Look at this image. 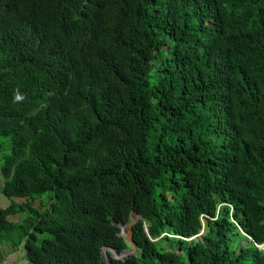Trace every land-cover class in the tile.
Listing matches in <instances>:
<instances>
[{"label":"trees","instance_id":"trees-1","mask_svg":"<svg viewBox=\"0 0 264 264\" xmlns=\"http://www.w3.org/2000/svg\"><path fill=\"white\" fill-rule=\"evenodd\" d=\"M0 137L30 264H264V0H0Z\"/></svg>","mask_w":264,"mask_h":264},{"label":"rangeland","instance_id":"rangeland-1","mask_svg":"<svg viewBox=\"0 0 264 264\" xmlns=\"http://www.w3.org/2000/svg\"><path fill=\"white\" fill-rule=\"evenodd\" d=\"M0 140H3V138L0 137ZM8 151V147L5 145L1 149V153H5ZM2 176L0 173V187L2 184ZM44 198V196H43ZM17 202H22L25 200V198H20V197H13ZM11 201L10 198H7L0 190V208L5 207L9 204ZM32 203L38 207H40V203L36 200H33ZM19 215H10L8 216L9 219L18 221L20 218ZM129 235V232H128ZM0 264H28V261L25 257V250L22 247H19L17 249L12 248L10 245L7 243H1L0 242Z\"/></svg>","mask_w":264,"mask_h":264},{"label":"water","instance_id":"water-1","mask_svg":"<svg viewBox=\"0 0 264 264\" xmlns=\"http://www.w3.org/2000/svg\"><path fill=\"white\" fill-rule=\"evenodd\" d=\"M140 217H141L140 214H136L134 211H131L129 222H127L126 224L116 223V225L120 227L121 235L131 243L132 248L123 249L121 252H118L116 249L110 246H103L101 248V258H102L101 263L102 264H113V259L124 260L129 254L133 253L136 250V244L134 243L132 239V232L129 229V226L130 224L135 222ZM145 229L148 233L147 227ZM128 232H129V235H128Z\"/></svg>","mask_w":264,"mask_h":264},{"label":"clouds","instance_id":"clouds-1","mask_svg":"<svg viewBox=\"0 0 264 264\" xmlns=\"http://www.w3.org/2000/svg\"><path fill=\"white\" fill-rule=\"evenodd\" d=\"M15 99L17 100V101H19V100H22L23 99V97H22V95H20L19 93H17V95L15 96ZM202 232V231H201ZM200 232V233H201ZM199 233V234H200ZM190 239V238H189ZM259 249H261V250H263L264 249V242L263 243H257V242H255L254 243Z\"/></svg>","mask_w":264,"mask_h":264},{"label":"crops","instance_id":"crops-1","mask_svg":"<svg viewBox=\"0 0 264 264\" xmlns=\"http://www.w3.org/2000/svg\"><path fill=\"white\" fill-rule=\"evenodd\" d=\"M28 264H30V263H28Z\"/></svg>","mask_w":264,"mask_h":264}]
</instances>
